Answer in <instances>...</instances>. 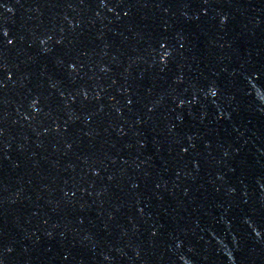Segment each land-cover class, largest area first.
<instances>
[{"label": "water", "instance_id": "95a60500", "mask_svg": "<svg viewBox=\"0 0 264 264\" xmlns=\"http://www.w3.org/2000/svg\"><path fill=\"white\" fill-rule=\"evenodd\" d=\"M0 264H264V0H0Z\"/></svg>", "mask_w": 264, "mask_h": 264}]
</instances>
